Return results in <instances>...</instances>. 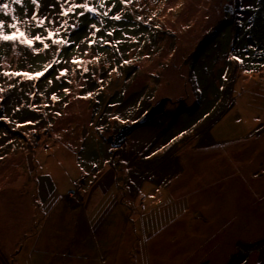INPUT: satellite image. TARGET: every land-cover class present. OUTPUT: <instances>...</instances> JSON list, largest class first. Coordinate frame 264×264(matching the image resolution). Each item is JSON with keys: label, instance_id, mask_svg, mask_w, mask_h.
<instances>
[{"label": "rangeland", "instance_id": "374dc122", "mask_svg": "<svg viewBox=\"0 0 264 264\" xmlns=\"http://www.w3.org/2000/svg\"><path fill=\"white\" fill-rule=\"evenodd\" d=\"M38 3L0 41V264H264V0Z\"/></svg>", "mask_w": 264, "mask_h": 264}, {"label": "snow or ice", "instance_id": "6c2138e0", "mask_svg": "<svg viewBox=\"0 0 264 264\" xmlns=\"http://www.w3.org/2000/svg\"><path fill=\"white\" fill-rule=\"evenodd\" d=\"M22 2H23V0H10L9 3H0V12L4 13V15H6V16L11 15V19H12V21H14V23H11L8 25V28L16 29L14 32L6 34L4 31V22L2 20H0V41H15V40L19 39V42L21 44H27V46L29 48H31L32 47V41L30 39H28L24 33L20 32L19 28H17V23H16L17 17H16V15L13 14L15 12V9L11 6V5H21ZM124 2H125V0H121V3H124ZM31 4L35 5L37 8L39 7L38 0H31ZM75 7L83 8L87 12H95L94 8L89 7V5L87 3H83V4H79V5L74 4L72 8L67 9V11L62 13V15H67L68 12H72ZM100 7H104L103 3H101ZM80 14L84 15L83 12ZM104 15L107 16L108 12H104ZM31 19L37 21V24H42L44 22L42 19L38 20L37 16L35 14L32 15ZM113 19L119 20L120 16L115 15V16H113ZM92 27L95 28L96 25H92ZM52 35H53V33L51 31H49L48 36L51 37ZM109 35H111V33H109ZM35 40L39 41L41 44H43L44 49H47L49 47V45L44 43V41L41 39V37L39 35L35 36ZM62 43H65V41L53 40V44H62ZM54 63H55V61L44 65V71L37 72L36 77L43 76L45 74V72H47L48 69L53 66ZM65 71H67V70L66 69L63 70L61 72V75H63ZM85 71H87V69H85ZM4 75L8 76L9 73L5 72ZM12 75H19V73H12ZM24 75H27V73H24ZM51 82L52 81H49V83H51ZM65 91H67V89H65ZM56 98L57 97L55 95L52 96V99H56Z\"/></svg>", "mask_w": 264, "mask_h": 264}, {"label": "water", "instance_id": "95a60500", "mask_svg": "<svg viewBox=\"0 0 264 264\" xmlns=\"http://www.w3.org/2000/svg\"><path fill=\"white\" fill-rule=\"evenodd\" d=\"M227 7L229 6H226L225 10H227ZM167 100H169L168 97L161 98L156 104L150 106L139 119L135 120L133 123L119 127L116 132L106 138V141L109 142L112 147L119 148L126 136L131 134L137 126L149 122L155 115L162 113L164 111V104Z\"/></svg>", "mask_w": 264, "mask_h": 264}, {"label": "crops", "instance_id": "0c3cea01", "mask_svg": "<svg viewBox=\"0 0 264 264\" xmlns=\"http://www.w3.org/2000/svg\"><path fill=\"white\" fill-rule=\"evenodd\" d=\"M98 181V180H97ZM97 181H94V182H92V183H95L92 187H91V193L92 194H96L97 192H94L95 190H99V192L101 193V191H105V189H106V187H103V184H96L97 183ZM101 186V187H100ZM109 187V186H108ZM115 190L114 189V184L113 185H110V187H109V190ZM108 190V191H109ZM94 192V193H93ZM114 192V191H113ZM99 194V193H98Z\"/></svg>", "mask_w": 264, "mask_h": 264}, {"label": "trees", "instance_id": "16d2710c", "mask_svg": "<svg viewBox=\"0 0 264 264\" xmlns=\"http://www.w3.org/2000/svg\"><path fill=\"white\" fill-rule=\"evenodd\" d=\"M67 41H65V43H66ZM67 44V43H66Z\"/></svg>", "mask_w": 264, "mask_h": 264}]
</instances>
